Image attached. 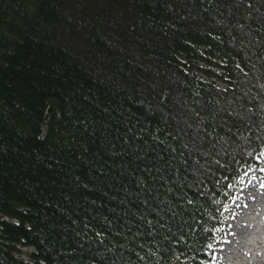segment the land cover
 Listing matches in <instances>:
<instances>
[{"label":"trees","instance_id":"trees-1","mask_svg":"<svg viewBox=\"0 0 264 264\" xmlns=\"http://www.w3.org/2000/svg\"><path fill=\"white\" fill-rule=\"evenodd\" d=\"M264 149V0H0V264H207Z\"/></svg>","mask_w":264,"mask_h":264},{"label":"rangeland","instance_id":"rangeland-1","mask_svg":"<svg viewBox=\"0 0 264 264\" xmlns=\"http://www.w3.org/2000/svg\"><path fill=\"white\" fill-rule=\"evenodd\" d=\"M259 159L258 165L249 167L251 176L246 182L241 179L225 207V225L213 244L210 264H264V149Z\"/></svg>","mask_w":264,"mask_h":264},{"label":"bare ground","instance_id":"bare-ground-1","mask_svg":"<svg viewBox=\"0 0 264 264\" xmlns=\"http://www.w3.org/2000/svg\"><path fill=\"white\" fill-rule=\"evenodd\" d=\"M246 174H247V176L243 179L245 182L249 179V176H251V169H248ZM239 198L241 199L242 197H239ZM225 250H227V248H225Z\"/></svg>","mask_w":264,"mask_h":264}]
</instances>
